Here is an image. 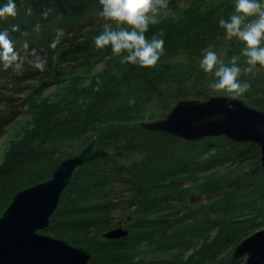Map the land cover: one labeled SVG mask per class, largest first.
Returning <instances> with one entry per match:
<instances>
[{"label": "trees", "instance_id": "obj_1", "mask_svg": "<svg viewBox=\"0 0 264 264\" xmlns=\"http://www.w3.org/2000/svg\"><path fill=\"white\" fill-rule=\"evenodd\" d=\"M5 3L6 0H0V6ZM15 3L17 15L0 19V31H9L21 55L27 54L32 60L34 49L46 58L47 64L44 72L28 61L18 73L0 67V138L19 116L32 112L29 109L34 108V98L70 79H75L78 86L72 88L68 83V89L59 94L55 103L33 110L40 113L36 117L41 119L40 123L25 133L24 139L19 142L15 139L4 153L0 162V212L18 190L46 178L60 160L94 140L106 155L75 170L49 226L42 232L85 248L90 253L88 264H244L243 257L233 258L230 253L220 256V252L236 246L253 232L246 231L248 220H233L234 210L254 209L264 215V180L260 190L255 191L248 184L256 176L264 177L259 146L252 142H233L224 136L186 141L133 125L140 112L138 108L149 98L161 111L141 112L146 119L163 118L178 100L192 95L207 97L196 92L197 87L193 88V94L185 92L180 84L172 87L167 79L181 77L171 72L173 69L164 62L182 55L200 63L204 53L226 34L219 27V20L229 19L235 2L221 0L217 8L200 9L195 15L169 25L166 32H160L157 24L152 25V37L164 40V54L154 67L124 63V72L118 77L110 70L114 62L104 60L112 54L111 46L98 49L94 43V37L106 23L99 16L102 10L99 0H15ZM29 8L31 14H28ZM45 11L47 18L43 16ZM110 23L116 27L115 22ZM12 25H19L20 31L12 32ZM36 25H39L38 31ZM58 29L65 35L52 50L49 44ZM25 42L29 46L27 53L22 48ZM244 46L241 42L232 45ZM245 58L241 56L239 60ZM102 62L106 63L103 70L84 76L88 79L78 76ZM253 73L241 70L238 79L247 81L250 88L238 98L252 108L264 110V68L257 67ZM197 74L189 75L194 78ZM170 89L172 92L168 94ZM159 91L167 93L166 98L162 99ZM127 102L134 104L126 111ZM112 109L115 112L122 109L128 114H117L111 119ZM48 110L51 115L55 112L50 125L44 119ZM40 131L42 137L44 132H49L46 146L39 147L44 144L41 143L38 147H29L28 141ZM247 162L252 167L245 175L212 178L201 185V194L219 193L218 196L193 206L181 199L178 189L187 182L184 176L209 173L224 166H244ZM257 206L261 207L260 211ZM113 213L125 216L128 233L122 238L105 239L103 234L110 229ZM215 214L220 216L211 218ZM212 231L218 234L210 245L205 248L208 243L205 242L185 260H158L152 256L147 259L144 255L154 249L159 252L184 247L190 250L196 238ZM156 243L157 247H153ZM140 247L148 252L138 258Z\"/></svg>", "mask_w": 264, "mask_h": 264}, {"label": "water", "instance_id": "obj_2", "mask_svg": "<svg viewBox=\"0 0 264 264\" xmlns=\"http://www.w3.org/2000/svg\"><path fill=\"white\" fill-rule=\"evenodd\" d=\"M140 127L186 141L224 136L237 143H255L260 148L259 162L264 169V110L249 107L241 99L229 100L227 96H211L203 101L182 99L164 118L142 122ZM105 155L92 140L79 152L60 160L46 178L14 194L0 212V264H88L90 253L85 248L42 230L49 226L74 171ZM215 196L218 193H193L188 202L196 204ZM127 233L126 229L116 227L107 230L103 237L117 239ZM243 254L247 255L245 264H264V228L239 242L232 256L238 258Z\"/></svg>", "mask_w": 264, "mask_h": 264}, {"label": "clouds", "instance_id": "obj_3", "mask_svg": "<svg viewBox=\"0 0 264 264\" xmlns=\"http://www.w3.org/2000/svg\"><path fill=\"white\" fill-rule=\"evenodd\" d=\"M99 3L102 5L99 16L106 23L103 24L102 32L94 37L96 48L111 46L112 54L115 56L126 52L127 55H123L121 59L122 64H138L144 68L154 67L164 54V40L156 36L148 40L145 33L148 31L149 24L157 23V16L161 9L168 7V0H99ZM27 11L31 14L32 10L29 8ZM16 15L15 0H6V3L0 6V19ZM47 15L48 12L45 11L44 18H47ZM110 22H115L116 27L114 28ZM219 27L225 30L228 40L236 38L245 45L241 53L246 57L248 65L243 70L246 74L253 73L257 65L264 68V46H262L264 45V2L262 0H235L233 14L227 20L221 18ZM35 30H39V25L35 26ZM11 31L19 32V25H12ZM22 34L27 35L26 32ZM64 35L65 32L58 29L49 48L55 50ZM28 47L27 42L22 45L25 53ZM31 56L33 59L29 60L27 54L21 55L16 50L8 30L0 31V67L3 70L11 68L18 73L24 62L28 61L40 72H44L46 58L38 55L34 49ZM239 59V56H233L230 64L226 65L218 59L214 51L207 50L200 60V68L215 77L210 87L226 93L229 100L237 99L250 88L247 81L241 82L238 79L241 73V68L237 64ZM228 107L231 108L232 105L229 104Z\"/></svg>", "mask_w": 264, "mask_h": 264}, {"label": "rangeland", "instance_id": "obj_4", "mask_svg": "<svg viewBox=\"0 0 264 264\" xmlns=\"http://www.w3.org/2000/svg\"><path fill=\"white\" fill-rule=\"evenodd\" d=\"M233 1L235 2V0H233ZM262 2H264V0H262ZM219 6H221V0H168V7L166 9H161L160 13L157 16V23L149 24L148 31L145 33V36L149 37V38L152 37V35H151L152 29H153L151 27L152 25L157 24L161 28L160 32H166L169 25H171L173 23L177 24V21L181 20L183 17L185 18V16H188V17L193 16L200 9H201V11L203 9L212 10V9L217 8ZM236 42H239L238 40H236V38H233L232 40H228L226 38V34H225L224 36L221 37V39H219L218 41L215 42V44L213 45V47L210 50L214 51L217 54L218 59L222 60L226 65H229L231 58L233 56H239V57L243 56L241 53L242 48L232 47V45H234V43H236ZM262 46H264V45H262ZM123 55H127V53L125 52L120 56H115V55L111 54V55L105 57V59H104V60H110V61L114 62L112 65H110V70L113 73V75H115L117 77L124 72L123 65L121 63V59L123 58ZM244 61H246V58L244 60H238L237 61V64L241 68V70H244L248 66L246 64V62H244ZM164 64H167L170 69H173V71H171V72L175 71L174 74H177L181 77V78H178L177 80H172L170 78L167 79L168 82L173 84L172 87L180 84L183 86V88H185V92H188L191 94H193V88L197 87L198 89L196 90V92H200L201 95L207 96V97L196 98V97H194V95H192V96H190L188 98H184V99H198V100L203 101V100H206L207 98H209L211 96H227L226 93H224L222 91L213 90L210 87L211 83L214 82L215 77L211 74L205 73L200 68V63H196V62H193L192 60L185 59L184 56L181 55V56L174 57L173 59H171V61L166 60L164 62ZM105 66H106L105 62L104 63L103 62L98 63L89 72H87V73L83 72L81 74H78V76H80L81 79L82 78L88 79V77L84 78V76L88 75L89 73H95V72L101 71V70H103V68ZM257 67H259V65H257ZM195 72L198 73L196 77L193 78V76L189 75V74H193ZM74 76H76V75H74ZM74 80L75 79H73V80L70 79V82H66L62 86L59 85L58 87H52V88L48 89L47 91H45L44 93L40 94L39 97L34 98V108L29 109L32 112H29V111L25 112L24 114L19 116L14 122H12L10 125L7 126L4 135L0 138V162L3 159L4 153L14 143L15 139L18 142H19V140L24 139L25 133H27L31 128H33L35 125H37V122L40 123L41 119L36 120V117L40 113L38 111L34 112L33 110H35V109L42 110L44 108V106L46 107L50 104L55 103L59 99V94L63 92V90L66 88L68 83L72 84V88L77 87L78 82H75ZM66 89H68V87ZM170 92H172V89L169 90L168 94H170ZM159 94L161 95L162 99H164V97L166 98V95H168L167 93L165 94V92H162V91H159ZM123 97L127 98V97H125V94L123 95ZM238 99H240V98H238ZM130 100H133V99H130ZM241 100H243V99H241ZM120 101H123V99H121ZM117 104L118 103L116 102L114 104V107H117ZM133 104H134L133 102L125 103L124 107H127L126 111L128 110V106L133 105ZM155 105L156 104L152 103V100L149 98L145 105H143L142 107H139L138 111H140V112L136 116L137 119L135 121H133L134 122L133 125L140 126V124L142 122H151V121L159 120L160 118H157V119L143 118L144 114H149V113L156 114L159 112V110L161 111V109H159L158 106L155 107ZM112 110H113V112L110 113L111 119L113 116H115L117 114H121V115L128 114L126 112L124 113L122 111V109H120L119 112H115L114 110H116V109H112ZM141 112L144 114H142ZM54 114H55V112H53V114L51 115V113H49V110H48V115H47L48 117L47 116L44 117V119H47V123L45 121H44V123L50 125V123L52 121L51 119H53ZM43 130H45V129H43ZM48 133L49 132H44L43 135L45 137H42L41 131L38 132V136L33 135L32 140H29L28 143L26 142L27 145L29 147H32V148L38 147L41 143H44L45 140L48 139ZM43 138H45V139H43ZM45 146H46V143L41 144L39 147H45ZM251 167H252V163L247 162L246 164H244V166H224L222 168H219L216 171H211L209 173L188 174V175L184 176V178H187V180H186L187 182L184 183V185H183L184 187L182 189H178V192H180V194H181V199L183 197V199H186L188 201V198L191 194L200 193L201 185L203 183L209 181V179H212V178L218 179L221 177L233 176V175L243 176L246 173H248V171L251 169ZM263 180H264V177L259 178L258 176H256V177L250 179L248 181L249 182L248 184L255 191L260 190L261 182ZM250 181H252L253 183H250ZM197 204H189V205L193 206V205H197ZM218 215L220 216V214L211 215V218H216V217H218ZM232 215H233L232 216L233 220L237 219V218H243L245 220H248L246 222V225L249 226V229H247L246 231H249V232L253 231L251 234H253L256 231H259V230L264 228V215L260 214V213H256L254 211V209L253 210H249V209L234 210L232 212ZM110 221H111L110 229L116 228L117 226L123 227V228L126 227L124 215L113 213L111 215ZM117 223H119V224L116 225ZM225 225H228V224L226 223ZM259 227H261V228H259ZM227 230H231V228H228ZM217 234H218V231H212V232L205 234L204 236H201L200 238H196L195 242L192 245H190V246H192L190 250L186 249L185 247L182 249H178V250H170V251H164V252H159V251H156V249H154V250H151V251H149V253L144 254V255L147 259H149L152 256L154 258L156 257L158 260L159 259H166V258H170L173 260H179V259L185 260L186 258L189 257V255L192 251L200 248V246L202 244H204L205 242H208L207 246L205 247V248H207L210 245L211 240ZM50 236H52V235H50ZM53 237H55V236H53ZM56 238H58V237H56ZM245 238L246 237L244 236L243 239H245ZM60 239H62V238H60ZM152 246L157 247V243L152 245ZM137 249L139 250L138 258L140 256H142L143 252H148L147 249H145L143 247H140ZM233 250H234V247H227L220 252V256H224V255L229 254V253L232 254ZM198 257H199V254H196V258H198Z\"/></svg>", "mask_w": 264, "mask_h": 264}, {"label": "bare ground", "instance_id": "obj_5", "mask_svg": "<svg viewBox=\"0 0 264 264\" xmlns=\"http://www.w3.org/2000/svg\"><path fill=\"white\" fill-rule=\"evenodd\" d=\"M83 148H84V147H83ZM54 168H55V167H54ZM13 197H14V195H13ZM13 197H12V199H13ZM12 199H11L10 201H12ZM10 201H9V202H10ZM9 202H8V203H9ZM7 205H8V204H7ZM7 205H6V206H7ZM6 206H5V207H6ZM237 206H238V205H234V207H237ZM5 207H4V208H5ZM4 208H3V209H4ZM3 209H2V210H3ZM2 210H1V211H2ZM257 210L260 211V210H261V207H260V206H257ZM262 210H263V209H262ZM225 242L228 243V244L231 243L228 239H225ZM236 246H237V245H236ZM236 246H233L234 249H235ZM233 252H234V250L232 251V253H233ZM231 256H232V254H231ZM232 257H233V256H232ZM240 257H243V258H244V264H245V260H246V258H247V255H246V254H243V255H241ZM233 258H234V257H233ZM238 258H239V257H238Z\"/></svg>", "mask_w": 264, "mask_h": 264}]
</instances>
